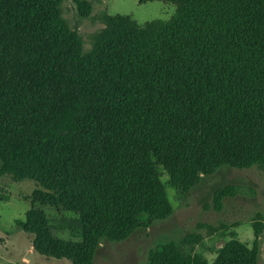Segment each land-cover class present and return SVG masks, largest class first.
<instances>
[{
  "label": "trees",
  "instance_id": "obj_1",
  "mask_svg": "<svg viewBox=\"0 0 264 264\" xmlns=\"http://www.w3.org/2000/svg\"><path fill=\"white\" fill-rule=\"evenodd\" d=\"M162 1L165 18L104 12L83 49L58 0H0V174L60 211L16 220L39 253L89 264L101 237L169 213L165 184L264 165V0ZM212 250L156 242L146 264L255 263L232 231Z\"/></svg>",
  "mask_w": 264,
  "mask_h": 264
},
{
  "label": "rangeland",
  "instance_id": "obj_2",
  "mask_svg": "<svg viewBox=\"0 0 264 264\" xmlns=\"http://www.w3.org/2000/svg\"><path fill=\"white\" fill-rule=\"evenodd\" d=\"M58 5L83 49L89 47L91 34L102 25L104 12L125 13L142 22L165 18L173 10L172 3L162 0H58ZM36 185L28 177L0 174V264H70L66 258L37 252L31 245L32 233L23 231L16 222L24 219L30 206L53 218L60 213L52 205L31 201L30 191ZM221 187H226L225 193L214 198ZM164 189L171 205L169 213L133 228L123 238L101 237L89 264H146L147 250L156 242L169 240L180 241L185 250L199 251L209 260L212 249L231 231L246 244L254 243V264H264V165L220 164L209 173H199L182 194L167 184ZM52 231L60 237H72L67 229Z\"/></svg>",
  "mask_w": 264,
  "mask_h": 264
}]
</instances>
